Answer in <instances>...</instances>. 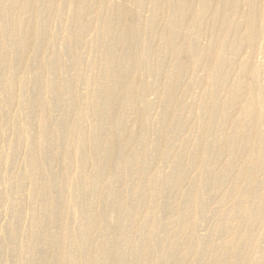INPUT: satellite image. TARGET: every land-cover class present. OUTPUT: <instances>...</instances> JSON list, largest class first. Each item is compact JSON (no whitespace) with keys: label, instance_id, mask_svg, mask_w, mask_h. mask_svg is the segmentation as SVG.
<instances>
[{"label":"rangeland","instance_id":"1","mask_svg":"<svg viewBox=\"0 0 264 264\" xmlns=\"http://www.w3.org/2000/svg\"><path fill=\"white\" fill-rule=\"evenodd\" d=\"M0 264H264V0H0Z\"/></svg>","mask_w":264,"mask_h":264}]
</instances>
